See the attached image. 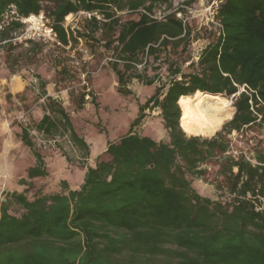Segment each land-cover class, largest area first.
<instances>
[{"label":"trees","instance_id":"16d2710c","mask_svg":"<svg viewBox=\"0 0 264 264\" xmlns=\"http://www.w3.org/2000/svg\"><path fill=\"white\" fill-rule=\"evenodd\" d=\"M162 6L171 10L172 1L0 0V25L12 7L21 18L44 15L62 48L78 39L65 28L66 18L96 13L103 21L94 17L84 33L77 34L85 41L99 32L108 38V48L123 61V69L112 64L119 94L131 95L128 84L144 80L135 73L139 64H157L147 86L161 83L138 106L128 133L108 140L107 159L86 168L78 190H71L66 181L53 193L34 187L35 180L49 173L28 126L21 127L19 138L36 163L28 169L30 182L21 181L26 190L3 193L0 264H264L263 141L257 144L256 165L243 155L229 154L233 135L264 129V0H220L215 17L222 27L219 34L197 32L177 18V13H185L182 6L158 19L155 9ZM123 12L138 18L126 20ZM22 28L13 21L0 30V43H5L1 49L13 50V34ZM201 38L208 43L199 59L191 60L190 47ZM28 43L32 48L24 57L0 58V74L6 70L16 76L23 66L42 60L44 46ZM54 52L56 86L74 82L77 72L71 61ZM46 86L42 81L45 95ZM198 92L233 99L232 119L212 137L189 136L184 126L181 99ZM17 99L26 100V93ZM11 100L8 94L6 101ZM46 100L49 111L58 115L45 114L36 131L53 137L63 127L89 155L66 110L52 98ZM152 110L160 112L165 140L136 132ZM210 165L218 167V188L227 194L218 200L194 187L195 181L207 178Z\"/></svg>","mask_w":264,"mask_h":264},{"label":"rangeland","instance_id":"374dc122","mask_svg":"<svg viewBox=\"0 0 264 264\" xmlns=\"http://www.w3.org/2000/svg\"><path fill=\"white\" fill-rule=\"evenodd\" d=\"M171 1V10L166 6L157 7L155 9L156 18L160 19L172 11L179 9L188 0ZM213 2H217L219 5L220 0H197L190 6L192 13L186 14L187 23L197 32H204L206 30L215 32L214 25L211 22L213 11H208L209 6ZM44 5L47 6L48 3L44 2ZM121 16L126 20L138 18V15L129 14L127 12H123ZM67 21H70L72 26L78 25L81 28L80 32L84 33L85 27L87 26L85 21L77 19H70ZM21 32V30H18L13 34V50L8 46L5 47V49H1V45L5 43H0L1 59H6L7 57H10V59L15 57L21 58L28 54L32 46L30 43H26L21 39ZM75 36L78 38L77 43L71 44L66 48H62L52 42L45 43L38 39L32 40L38 43L40 42L44 46L42 60L36 64L23 66L20 68L19 74L16 75H20L22 78L29 80V85L25 91L27 104L26 106H22L19 100L15 103L12 96L11 101H7L3 107L0 106V203L4 202L6 199L3 193L7 190H15V181H17L18 185V180L25 176L26 168L33 165L35 161L33 152L26 147L19 138L21 127L28 126L30 135L37 149L41 152L43 157L46 158V164L48 166L49 176L45 179L35 180L33 185L35 188H42L46 192L53 193L60 189L61 182L66 176H68L71 185H73V177L80 182L84 177V170H86L87 167L94 166L98 161L107 159L106 156L99 157L102 152L101 150L106 147L107 141H116L128 133L130 124L137 117L138 106L143 104L153 94L154 90L161 85L160 82L156 81L153 86H147V82L152 79L156 73L153 69V65H157L148 62L146 65H137L135 73L142 75L144 80H134L128 84L127 90L131 91V95L119 94V84L116 74L113 71L112 64L117 62L120 64V69H123V61H120L113 47L108 48V38L103 39L101 32L96 34L95 39L92 41H85L84 38L80 41L79 34ZM207 43L208 41L202 38L194 42L190 47L191 60L195 59L197 53L200 52ZM80 49L88 51V55L86 56L87 63L84 64L83 61L80 60L83 64L76 66L73 64V58L75 57L78 59L79 55H81L82 58ZM52 51H55V54H60L62 57L68 59V61H71V66L74 67L73 69L77 72V79L74 82H59L56 88H54L58 89L56 90L57 92L54 93V91L52 93L59 101L60 105L68 112L71 120L78 125L77 128L79 132H81V135L83 134V137L95 147L91 157L86 155L83 149L77 147L72 142L70 133L63 127H61L53 137H49L36 131L35 125L32 122L31 113L34 106L43 105L46 101L44 98V91L41 88L42 81L47 84H56V67L54 66V58L51 56ZM88 56H90L91 59H89ZM110 58L114 61H109ZM187 65L189 64L183 67L184 70L188 67ZM57 69L59 71L61 68L58 67ZM106 73L108 74L107 94H105L104 97L98 96L94 89V80L98 77V74ZM160 74L164 77V68ZM10 78H12V76L9 71L5 70L0 74V89H9L6 81L3 82L2 80H10ZM51 90L53 91V89ZM59 91H62V93H58ZM71 93H74L73 95L77 99L74 105H72L69 99V94ZM82 95L85 97L84 103L83 106L79 108V101ZM102 99H104V102ZM227 99H230L234 114L233 99ZM104 103L108 104V106H105ZM50 113L52 117L58 115L53 112ZM146 115L145 121L136 129V132L142 136L152 137L157 141L165 140L167 138V132L159 118L160 112L158 110H152L146 112ZM22 116L27 118V122L22 120ZM188 135L190 136L192 134L188 133ZM260 141H263L264 146V129L262 130L258 127L248 129L243 137L235 134L232 136V145L229 154L235 155L236 153L237 157L241 155L245 157L246 155L251 160L256 161V149ZM206 168L209 171V175L204 180L195 181L194 187L196 190L201 195L213 200H218L222 195H227L218 188V184L221 181V178L216 177L218 167L210 165ZM65 171L68 173L65 174ZM12 172H16V174L13 175ZM13 177H16V179ZM11 183L13 184L11 185Z\"/></svg>","mask_w":264,"mask_h":264},{"label":"built area","instance_id":"2783aa9c","mask_svg":"<svg viewBox=\"0 0 264 264\" xmlns=\"http://www.w3.org/2000/svg\"><path fill=\"white\" fill-rule=\"evenodd\" d=\"M182 8L184 9L185 13H182V12L177 13V18L184 21V23H187L186 14L187 13L191 14L192 9H191V7H185V6H182ZM217 9H218L217 2H213L209 6L208 11L209 12L213 11V13H212L213 18H212L211 22L214 25L215 32H218V34H219L222 27L217 22V20L215 18ZM94 17L97 18V20H99V21H103L102 17H100L96 13L79 12L77 14L70 15L69 19L66 18V22H65L64 26L67 30H70L73 34L76 35L78 32L81 31V28L78 25L72 26L70 21H67V20L77 19V20H83L87 23L89 21H92V19ZM13 21H19L23 24V28L21 29V31H22L21 32V39L24 40L26 43L28 41L38 39V40H42L45 43L52 42L53 44L61 46V44L58 41L57 35H56L52 25L50 24V21L48 19H46V17L44 15H30L27 18H21L17 14L15 7H12V9L5 14V16L2 20V23L0 25V30L1 31L4 30V28H6ZM80 41H82V38H80ZM80 51L82 52V58L81 59H76L75 57L73 58L74 59L73 64L76 66H80L83 63L84 64L87 63L86 56L88 55V51L84 50V49H80ZM200 52L197 53L195 60L199 59ZM88 58L91 59L90 56H88ZM80 60H82L83 63ZM109 61H114V60L110 58ZM21 118L24 122H27V118H25V116H22ZM229 153H230V151H229ZM233 156L236 157V153ZM245 158L248 161H250L252 164H254V165L257 164L256 161L251 160L246 155H245Z\"/></svg>","mask_w":264,"mask_h":264},{"label":"crops","instance_id":"0c3cea01","mask_svg":"<svg viewBox=\"0 0 264 264\" xmlns=\"http://www.w3.org/2000/svg\"><path fill=\"white\" fill-rule=\"evenodd\" d=\"M97 76L98 77L94 80V89H95V92H96V94L98 96L104 97V95L107 94V91H108V74L107 73L106 74H98ZM2 81L3 82L6 81V84L8 85V88L9 89H0V106L1 107H3L7 103L6 96L8 94H10V95L13 96V101L16 103L18 101V99L16 98L17 95H21V94L25 93V91L27 90L26 88L29 85V80L28 79L26 80V79L22 78V76H20V75L19 76H12V78H10V80H2ZM54 88H56V84H47L46 89H45L47 94L46 95L44 94V98L46 100V97H50V98H52L55 101V103H57V104L60 105L59 101L56 99V97L52 93L54 91H55L54 93L57 92L56 91L57 89H54ZM51 89H53V91ZM58 93H62V91H59ZM73 94L74 93L69 94V99H70L72 105H74L75 102H77V99H76V97ZM102 101L104 102V99H102ZM26 104H27L26 100L23 99V101H21V105L22 106H26ZM48 104H49V102L46 100L43 103V105H36V106H34V109L32 110L31 116H32V122H33V124L35 126L38 125L41 122V120L43 119V117H44L45 114L50 115V111H49ZM104 105L105 106H108V104H105V103H104ZM14 107H16V106H14ZM79 108H81V107H79ZM71 122H72L74 131L78 134L79 137L83 138L85 140V142L87 143V145L89 146V156L91 157L92 151L95 150V147L93 146L92 143H90L88 140H86L85 137H83V134L81 135V132H79V130L77 128L78 125H76V123L73 122L72 120H71ZM107 148H108V141H107L106 147H104L101 150L102 152L99 155V157L100 156H106L105 153H106ZM44 160L46 162V158L45 157H44ZM35 163H36V159L34 161V164ZM34 164L26 168V170H25V176L21 177L18 180V185H17V181H15L16 182L14 184V187H15L14 189L15 190H7L6 193H8V192L9 193H14V192L22 193L24 190L27 189L28 186L21 185V181L22 180H25V181L30 182V180L28 179V176H27L28 169L30 167L34 166ZM61 164H62V162H61ZM94 166H90V167H94ZM12 173H13V175L16 174V172H12ZM48 173H49V171H48ZM67 173L68 172L65 171V174H67ZM85 174H86V170H84V177L82 178V180L80 182L77 179H75V177H73L74 178L73 185H71V183H70V181L68 179V176H66V178L63 179V181H66L68 183V185H69V187H70L71 190H78V189H80V187L84 183ZM13 178L16 179V177H13ZM37 180H39V179H37ZM12 184L13 183H11V185Z\"/></svg>","mask_w":264,"mask_h":264},{"label":"bare ground","instance_id":"6f19581e","mask_svg":"<svg viewBox=\"0 0 264 264\" xmlns=\"http://www.w3.org/2000/svg\"><path fill=\"white\" fill-rule=\"evenodd\" d=\"M181 104L184 126L190 134L213 136L234 115L230 99L221 95L198 92L182 98Z\"/></svg>","mask_w":264,"mask_h":264}]
</instances>
